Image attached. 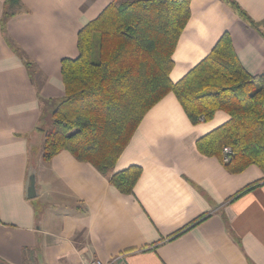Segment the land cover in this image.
Segmentation results:
<instances>
[{
	"label": "crops",
	"instance_id": "obj_1",
	"mask_svg": "<svg viewBox=\"0 0 264 264\" xmlns=\"http://www.w3.org/2000/svg\"><path fill=\"white\" fill-rule=\"evenodd\" d=\"M112 1L20 0L6 21L8 42L0 28V262L74 264L119 256L114 264H264V181L234 196L262 172L250 165L230 173L196 148L200 136L228 120L224 111L191 124L171 92L152 106L113 166V172L141 167L131 194L67 150L42 160L36 126L64 95L61 59L77 56L78 31ZM235 1L257 29L223 0L189 2L172 53V82L225 32L247 72L264 69V0ZM13 45L33 62L32 71ZM31 163L37 195L27 198Z\"/></svg>",
	"mask_w": 264,
	"mask_h": 264
},
{
	"label": "trees",
	"instance_id": "obj_2",
	"mask_svg": "<svg viewBox=\"0 0 264 264\" xmlns=\"http://www.w3.org/2000/svg\"><path fill=\"white\" fill-rule=\"evenodd\" d=\"M190 1L115 0L78 31L77 56L61 59L64 95L52 106L48 120L41 117L36 126L42 136L43 161L67 150L78 161L91 164L120 193L131 194L141 167L130 165L113 172V166L145 113L171 92L191 124L209 121L217 111L228 114L227 121L196 140V148L216 157L230 173L250 165L259 168L263 176L234 196L264 181V69L247 72L225 32L183 77L176 82L169 79L172 53L190 16ZM223 1L257 29L235 0ZM19 5L20 0L4 1L0 28L7 42L6 21ZM13 48L32 71L33 62L18 46ZM225 146L231 150L228 155L223 153ZM29 148L34 163L37 148Z\"/></svg>",
	"mask_w": 264,
	"mask_h": 264
},
{
	"label": "water",
	"instance_id": "obj_3",
	"mask_svg": "<svg viewBox=\"0 0 264 264\" xmlns=\"http://www.w3.org/2000/svg\"><path fill=\"white\" fill-rule=\"evenodd\" d=\"M25 194L27 198H32L37 195L36 166L33 163L29 165L27 170ZM0 264L3 263L0 262Z\"/></svg>",
	"mask_w": 264,
	"mask_h": 264
},
{
	"label": "built area",
	"instance_id": "obj_4",
	"mask_svg": "<svg viewBox=\"0 0 264 264\" xmlns=\"http://www.w3.org/2000/svg\"><path fill=\"white\" fill-rule=\"evenodd\" d=\"M223 153L225 155H228L231 153V150L228 146H225L223 148ZM227 159V157H225V160ZM119 256L113 257L112 259H110L109 261H103L100 258H91V259H87V260H80L74 264H114L117 260H118Z\"/></svg>",
	"mask_w": 264,
	"mask_h": 264
},
{
	"label": "rangeland",
	"instance_id": "obj_5",
	"mask_svg": "<svg viewBox=\"0 0 264 264\" xmlns=\"http://www.w3.org/2000/svg\"><path fill=\"white\" fill-rule=\"evenodd\" d=\"M58 103V101L54 104V106H56V104ZM50 111H51V109H47L46 111H45V116H44V118H45V120H48V118H49V114H50Z\"/></svg>",
	"mask_w": 264,
	"mask_h": 264
}]
</instances>
